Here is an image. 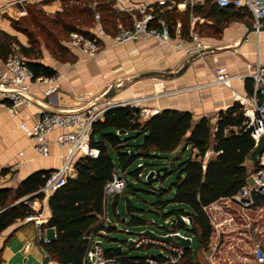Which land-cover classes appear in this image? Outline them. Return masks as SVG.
Instances as JSON below:
<instances>
[{"label": "crops", "instance_id": "crops-1", "mask_svg": "<svg viewBox=\"0 0 264 264\" xmlns=\"http://www.w3.org/2000/svg\"><path fill=\"white\" fill-rule=\"evenodd\" d=\"M34 1L0 0V6H4L0 13V30L18 37L25 44L22 36L14 29L11 20L16 19L19 21L27 15L29 3ZM87 1L53 0L51 3L44 2V6L50 12L56 11L57 13L64 12L69 5H79L81 8L87 6L93 10L97 6L101 7L98 0ZM129 1L139 3L147 0ZM106 3H109L117 11L114 7V0H107ZM24 9L26 13L19 14ZM186 12H189L190 17L187 31L183 28V21L180 18ZM4 13H8L9 17H4ZM119 13L120 16L111 25L109 23L104 24L101 18L102 24L104 27L107 26L105 28L109 33H115L119 24H130L129 14L123 11ZM171 14H178L176 18L173 19L172 17L170 20L173 23L177 21L181 23V34L184 38H188L192 26V16L197 17L195 26L199 30L203 42L208 47L205 56H196L191 60L193 55H189L184 48L177 47L174 44L161 45L153 38H142L118 45H111L109 39L102 38L103 49L94 56H88L79 49L68 45L67 36L73 29H81L89 34H94L96 29L94 15L91 17V21L87 23H81L80 19L75 20L73 13L66 16V20L60 22L61 25L68 27L66 38L62 41V44L70 52L77 55L78 59L72 62L65 54L64 61L55 58L46 60L42 58L41 54L37 58L33 57L56 69L57 74L52 78V81L34 82L30 88L32 102L19 107L17 112H13L7 103H0V188H16L25 177L36 170L57 169L61 166L63 157L68 150L67 147L60 146L56 142L57 135L62 132L61 129H56L49 134V154L41 156L35 149L33 140L20 127L22 121L34 122L38 117L39 110L42 108H49L54 111H81L94 102L106 104L122 99L146 97L142 98L137 105L138 107L140 105L147 106L151 110L148 116L162 109L171 108L190 111L193 113L195 120L206 116L215 122L220 110L233 105L240 96L252 95L248 94L246 90V78L244 80L233 79L228 86L211 83L215 78L216 70L219 68H223L230 74L248 72L250 70L248 63L253 64L257 61L258 52L260 53V59L264 62L262 58L264 53V30L260 34L252 31L247 38H244L247 29L252 26L253 18L250 12L246 11V16L243 19L226 23L220 29L219 36H207L201 33V28L205 24L209 28L214 27V21L210 17L194 14L189 10L181 12L176 8L169 9L166 12V16ZM167 18L169 17L167 16ZM187 61H190L188 67L179 76H169L164 79L155 77L137 78V76L149 70L175 71ZM5 70V60L0 58V71ZM129 78H133L132 81L124 85L125 79ZM112 85L120 88L114 96L102 98V95ZM49 87H56V89L47 94L46 90ZM159 90L162 91V94L153 97ZM189 148L192 149L191 145L185 144L184 149L180 151L181 155ZM175 152L178 151L168 153L170 158L166 162L171 161L172 154H175ZM210 154L211 152L207 156L209 157ZM254 163L249 158L247 161L248 169ZM50 194L44 195L43 198L27 200L30 201L29 205L36 212H41L47 221L51 216L48 205ZM108 197L103 219L105 216L110 218L107 210ZM256 210L251 212L255 221L253 225L255 229L241 233L242 219L237 217V228L234 229L226 222L219 235L215 231L213 232L211 242L207 248L199 245V250L195 253L192 246L194 264H226L224 261L225 254L231 248H235L241 255L237 264H255L252 245L256 241L264 243V218L260 217L264 210V198L257 202ZM223 218L224 216H220L219 219L217 217V220ZM46 226L49 237L54 238L55 227ZM36 232L37 226L35 223L24 219H18L4 229L0 233V264H60L37 240ZM217 243H220L222 249L214 257H211L210 254ZM125 248L128 247L125 246Z\"/></svg>", "mask_w": 264, "mask_h": 264}, {"label": "trees", "instance_id": "trees-1", "mask_svg": "<svg viewBox=\"0 0 264 264\" xmlns=\"http://www.w3.org/2000/svg\"><path fill=\"white\" fill-rule=\"evenodd\" d=\"M101 9L104 24H114V20L120 16L109 3L102 5ZM95 11L87 6L81 8L79 5H69L64 14L69 16L73 13L75 20L80 19L81 23H87L91 21ZM193 12L213 18L214 26L246 16V11L234 9L232 6L220 8L211 1L205 6L195 7ZM177 15L167 16L174 19ZM180 18L183 28L187 29L189 12ZM18 23V20L12 21L16 28L20 27ZM14 45L27 56V65L36 77L51 78L57 74L56 69L33 58L39 57L40 53L34 51L32 45L27 46L16 36L0 30L2 60L10 56ZM245 87L248 94H253L251 77H246ZM194 120L193 113L187 110L165 108L142 118L138 106L122 105L107 109L104 119L94 122L90 136V145L97 148L98 153L96 154V149L88 148V152L96 155H84L76 159L66 183L48 197L51 216L47 225L55 227L56 236L43 244L44 249L60 264H82L91 244L88 235L97 234L100 229L107 233L118 229L114 224L106 225L103 220L108 197L104 186L113 178V173L120 168L124 174L130 171L141 180L146 175L143 169L149 163L138 161L139 158L151 157L152 152L168 154L178 147L182 151L185 144L191 145L190 156L181 162L174 157L171 159L176 162L174 171L178 172L173 183L175 193L172 201L184 207L159 212L158 209H162L167 202H157L154 208L163 218L173 215L180 218V215L190 211V226H185L179 219L174 224V229H184L190 235L197 236L200 247L207 248L214 226L206 207L221 198L233 196L245 184L248 175L247 161L255 148V140L251 136V130L247 128V118L239 101L220 110L215 122L206 116ZM122 129L126 132L120 134L119 130ZM137 137L141 140L138 141ZM209 152L211 154L207 158ZM168 163L164 162L163 165ZM135 164L138 167L131 169ZM54 170L39 169L25 177L16 188H0V207L3 208L0 212V233L18 219H24L36 212L27 200L44 197V193L39 190ZM152 179L153 177L148 181L151 182ZM132 186L128 180L127 187ZM126 206L131 213L129 223H146L143 218L133 213L136 208L130 200ZM115 214L118 215L116 210ZM106 234H101L104 240L108 238ZM122 242V245L115 248L106 247L105 255L115 257L118 264H152L147 261V256L131 253V248H136L133 243L128 245L127 240ZM123 245L129 250L125 251ZM186 258L187 264H194L191 248L186 249Z\"/></svg>", "mask_w": 264, "mask_h": 264}, {"label": "built area", "instance_id": "built-area-1", "mask_svg": "<svg viewBox=\"0 0 264 264\" xmlns=\"http://www.w3.org/2000/svg\"><path fill=\"white\" fill-rule=\"evenodd\" d=\"M209 1L220 8L234 7L237 10L248 11L252 15V26L256 28V33L260 34V28L264 26V0H157L131 2L129 0H114V7L117 11L126 12L130 16V24H119L115 33H109L101 22V14L99 11L94 13V21L96 29L94 34H89L85 30L73 29L68 33L67 44L79 49L88 56H94L103 49L102 38L111 41V45L124 44L132 40L142 38H153L157 43L174 44L177 47L184 48L189 55L199 57L205 56L208 47L203 42L199 30L196 28V16H192V26L189 30L188 38H184L181 34V23L177 21L173 23L166 16L169 9L176 8L184 12L189 10L191 13L197 6H204ZM4 6H0V13ZM26 10H21L19 14L23 15ZM247 38V37H246ZM16 45L13 51L5 60V71H0V103H7L13 112H17L21 106H26L32 102L30 88L36 81H52V78L39 76L36 77L34 72L27 65L26 59L17 51ZM250 70L248 72H238L230 74L223 68L216 70L215 78L211 83L221 86H228L233 79L244 80L246 77L253 79V94L240 96L237 98L243 105L244 114L247 118V128L251 130V136L255 140V146L260 138L264 135V62L258 59L255 63H248ZM56 87H49L47 94L52 93ZM162 93H155L153 97H158ZM142 98L122 99L116 102H107L101 104L94 102L81 111H54L49 108H42L38 112V117L32 123L22 121L21 129L30 136L34 142L35 149L41 156L49 154V134L61 129L56 137V142L60 146L67 147V153L63 157L61 166L51 172L45 184L39 191L44 195H49L55 189L65 184L68 173L75 163L76 159L84 155H96L98 150L90 145V136L93 130V124L97 120H103L107 109L115 106L137 104ZM140 115L146 118L151 110L147 106H139ZM87 148L96 149V154L87 151ZM127 176L123 172L116 170L113 178L109 180L105 186L107 196L121 194L127 187ZM259 198H264V152H262L257 161L249 167L245 184L231 197H225L212 203L206 210L214 226V231L219 235L221 229L226 225L237 228L236 218L242 219V231L255 229L253 226L255 221L251 212L257 211L256 205ZM30 204V201H27ZM3 210L0 207V212ZM220 216H224L222 220H217ZM264 218V213L260 214ZM162 227L167 229L164 235L182 236L191 239L192 235L183 231L184 229H174L179 219L184 222L185 226H190L191 220L189 215H180V218L166 217ZM25 221H33L37 226L36 237L41 244L51 241L47 233V219L42 216L41 212H35L24 218ZM106 225L113 224V221L105 216ZM254 221V222H253ZM117 223L114 225L117 227ZM153 231V230H152ZM154 232V231H153ZM106 230L100 229L97 234H90L87 237L91 240L87 255L82 264H118L115 257L105 255L104 237ZM56 236V230H55ZM132 243L136 248L142 246H159L160 254L147 256V261L152 264H181L186 259V249L184 246L165 241L154 237L145 231L139 233L137 238L132 239ZM220 243L214 246L210 256L214 257L219 250L222 249ZM225 249V248H223ZM224 251V250H222ZM252 254L255 264H264V243L256 241L252 245ZM241 255L231 248L225 254L224 261L226 264H237ZM44 264V263H41Z\"/></svg>", "mask_w": 264, "mask_h": 264}, {"label": "rangeland", "instance_id": "rangeland-1", "mask_svg": "<svg viewBox=\"0 0 264 264\" xmlns=\"http://www.w3.org/2000/svg\"><path fill=\"white\" fill-rule=\"evenodd\" d=\"M52 1L53 0H35L34 2L29 3L27 15L19 20L18 24L20 27H14V29L20 34V36H22L25 44L32 45L34 51L39 52L42 58L46 60L55 58L59 61H64L65 54L66 57L70 59V61H76L78 59V56L66 49L62 44V41L66 38L68 31L67 26H63L60 24L62 20H66L64 12H50L44 6V2L51 3ZM84 1L88 2L87 0ZM98 2L101 3V7L104 4H108L106 3L107 0H98ZM101 7L97 6L95 10L99 11L103 15ZM4 17H9L8 13H4ZM90 24L92 25L93 23ZM225 24L226 23H218V25L210 28L205 24L204 27L201 28V33L207 36H219V31L223 26H225ZM187 30L188 29H186V31ZM17 51L22 57H24L25 59L27 58V56L24 55L18 47ZM262 58L264 60V53ZM132 79L133 78L125 79L124 85L131 82ZM136 139H138V141L141 140V138L139 137H137ZM190 154L191 149L189 148L188 150L184 151V154L181 155L179 151L177 155L172 154V157H174L178 162H181L187 159ZM152 155L153 156L151 157L144 156L142 158H139L138 160L149 163L143 169V173L145 172L146 175H143V178L141 180L137 179L136 176L130 171L126 172L127 179L133 184V186L126 187L122 194L118 195L117 198L116 195H111L108 197L107 210L109 216L112 219L113 224L115 222H118V229L112 230L106 234L108 238L105 239V246L108 248H115L119 245H122L123 240L129 241L131 239L137 238L139 236V233L148 229L153 230L158 235L166 234V228H168V226H166V228L161 226L164 224L165 219L158 213L161 211L167 212L168 210L170 211L173 208L184 207V205L172 201L175 193V187L173 183L177 179V171L170 170L164 175L163 179L153 176L151 182L148 181L147 175L152 170H156L157 168L161 167L164 162L169 161L167 159L170 157L168 154H162L160 152H152ZM137 165L138 164H135L131 169H136L138 167ZM118 170L121 172L120 168H118ZM115 200L116 204L114 205ZM128 200H130L136 208L133 213L139 215L146 221L144 225L129 223L131 213L128 211L126 206ZM157 202L167 203L162 209H158L159 212H157L156 210L150 211L155 209L154 204ZM115 210L117 211L118 215L115 214ZM170 217L175 218L176 215ZM183 231L188 233L186 230ZM192 246L194 252L196 253L199 250V241L197 236H192ZM123 247H125V245H123ZM160 250L161 248L159 246H151L140 249L131 248V253L133 255L149 256L160 254ZM186 260L187 258L184 260L185 264H187Z\"/></svg>", "mask_w": 264, "mask_h": 264}, {"label": "water", "instance_id": "water-1", "mask_svg": "<svg viewBox=\"0 0 264 264\" xmlns=\"http://www.w3.org/2000/svg\"><path fill=\"white\" fill-rule=\"evenodd\" d=\"M260 30L263 31L264 30V26L261 27ZM252 31H256V28L254 26H250L247 29L244 38L247 37L249 35V33L252 32ZM195 57L196 56L193 55L191 60H193ZM189 63H190V61L184 62L178 69H176L175 71H172V72H166V71H161V70H149V71L143 72L142 74L137 76V78H141V77H155V78H158V79H164V78L169 77V76H179L186 70V68L188 67ZM118 88H120V87L112 85V87L107 92H105L102 95V98H108V97L114 96L115 93L117 92ZM159 91L157 93H162L161 90H159ZM194 121H196V120H194ZM125 132H126V130H124V129L119 130L120 134H123ZM180 149L181 148L178 147L174 151H180ZM262 152H264V135L260 138V140L257 143L256 147L252 150V152L250 154L251 161L256 162L257 159H258V156ZM175 168H176V162L175 161H170L168 164L161 165V167L157 168L156 170H152L147 175V179H149V178H151L153 176H155L157 178H160V179H163L164 175L168 171H170V170L174 171ZM150 211H155V209L150 210ZM186 214L189 215V218L191 220L190 211H187ZM145 232L150 234V235H152V236H154V237H157L159 239L180 244V245L184 246L185 248H188V247L191 246V239L189 237L185 238V237H182V236H176V238H174L172 235H158V234H156L155 232H153L152 230H149V229L146 230ZM132 241L133 240L131 239V240L128 241V243L130 244ZM103 247H104V249L106 248L105 245H103ZM124 250L127 251L128 248H124Z\"/></svg>", "mask_w": 264, "mask_h": 264}, {"label": "bare ground", "instance_id": "bare-ground-1", "mask_svg": "<svg viewBox=\"0 0 264 264\" xmlns=\"http://www.w3.org/2000/svg\"><path fill=\"white\" fill-rule=\"evenodd\" d=\"M88 149V148H87Z\"/></svg>", "mask_w": 264, "mask_h": 264}]
</instances>
